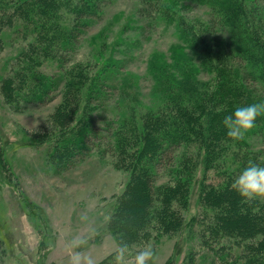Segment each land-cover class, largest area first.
Segmentation results:
<instances>
[{"label":"trees","instance_id":"trees-1","mask_svg":"<svg viewBox=\"0 0 264 264\" xmlns=\"http://www.w3.org/2000/svg\"><path fill=\"white\" fill-rule=\"evenodd\" d=\"M141 1L175 22L181 39L174 64L182 77L167 70L171 64L161 62L165 99L157 109L137 114L132 110L104 126L96 122L108 90L115 89L110 80L119 69L118 60L91 74L77 69L65 81L61 78L58 70L62 72L67 46L98 12L96 0H0V32L15 27L26 42L10 75L0 79V92L18 107L49 102L65 86L56 111L60 129L49 138L53 141L49 158L69 166L82 159L91 144L106 140L115 166L128 174L108 221L117 245L139 244L152 229L158 237L178 234L200 168L201 216L194 214L189 221L200 228L199 247L185 254L184 263L199 264L194 256L202 248L220 264H264V198L244 202L231 188L249 162L264 166V115L240 140L230 138L222 123L237 107L264 102V4L192 0L207 6L227 32V39L212 46L201 35L204 31L198 32L173 10L171 1ZM51 67L55 72L49 71ZM201 70L211 77L199 79ZM256 141L261 147L254 148ZM162 169L167 179L159 182ZM112 256L97 264H112Z\"/></svg>","mask_w":264,"mask_h":264},{"label":"rangeland","instance_id":"rangeland-1","mask_svg":"<svg viewBox=\"0 0 264 264\" xmlns=\"http://www.w3.org/2000/svg\"><path fill=\"white\" fill-rule=\"evenodd\" d=\"M159 1H171L173 10L185 16L198 32L204 31L201 35L211 40L212 46L227 39L226 30L204 4L192 0ZM96 2L98 12L67 46L62 72L58 71L64 80L70 71L81 69L91 74L110 60H118L119 69L110 80L115 89L108 90L104 105L95 114L96 122L104 126L107 120L118 119L126 112L133 110L137 114L161 106L166 78L165 68L158 66L161 62L171 64L166 69L182 77L181 68L174 64L181 39L175 22L161 18L152 5L141 0ZM259 3L264 4V0ZM0 40L3 79L14 69L26 42L15 27H5ZM49 71L55 69L51 67ZM197 77L208 80L211 74L201 70ZM63 88L62 84L61 92L49 102L20 103L18 107L7 103L0 92V264H69L75 252L97 264L114 254L117 247L108 221L114 199L122 191L128 174L115 166L116 158L106 150V140L91 144L90 151L69 166L49 158L53 142L49 138L60 129L56 111ZM80 114L81 109L75 119ZM259 147L261 144L254 142V148ZM163 171L159 182L167 179ZM201 175L199 168L191 184L181 231L174 236L158 237L152 229L139 244L130 246L133 252L151 245L155 255L150 264H169L170 260L185 264V254L199 247L200 228L189 221L194 214L201 216ZM77 237L86 239L87 244L73 249L71 241ZM197 254L196 263L220 264L206 249L200 248ZM111 262L114 264L113 256Z\"/></svg>","mask_w":264,"mask_h":264},{"label":"clouds","instance_id":"clouds-1","mask_svg":"<svg viewBox=\"0 0 264 264\" xmlns=\"http://www.w3.org/2000/svg\"><path fill=\"white\" fill-rule=\"evenodd\" d=\"M264 115V102H256L237 107L231 115L224 117L222 123L227 129V135L233 140H240L255 127L258 117ZM231 188L236 191L244 202L264 198V166L249 162L240 174L233 180ZM87 244L83 238H73L71 247L80 248ZM151 245H145L133 252L126 242L119 243L114 252V264H150L154 259ZM69 264H92L91 260L79 252L73 253Z\"/></svg>","mask_w":264,"mask_h":264}]
</instances>
